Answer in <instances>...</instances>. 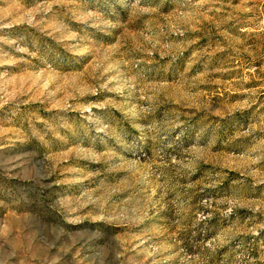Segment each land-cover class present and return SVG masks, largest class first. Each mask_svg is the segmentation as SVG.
Returning <instances> with one entry per match:
<instances>
[{
	"label": "rangeland",
	"instance_id": "374dc122",
	"mask_svg": "<svg viewBox=\"0 0 264 264\" xmlns=\"http://www.w3.org/2000/svg\"><path fill=\"white\" fill-rule=\"evenodd\" d=\"M0 264H264V0H0Z\"/></svg>",
	"mask_w": 264,
	"mask_h": 264
}]
</instances>
